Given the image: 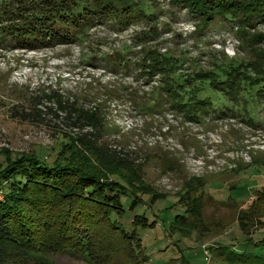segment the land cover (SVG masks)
<instances>
[{
	"label": "rangeland",
	"instance_id": "1",
	"mask_svg": "<svg viewBox=\"0 0 264 264\" xmlns=\"http://www.w3.org/2000/svg\"><path fill=\"white\" fill-rule=\"evenodd\" d=\"M154 4L160 10L155 11L158 37L146 45H140L143 41L138 38L148 30L144 23L115 30L110 13L89 31L84 43L38 51L0 45V154L9 150L12 156L44 155L52 147L50 126L23 121L16 114L30 107L33 96L55 91L65 97L83 95L90 98L91 106L100 102L107 114L103 141L127 161L142 165L144 183L163 197L154 206L138 208L146 221L137 229L130 227L133 214L125 211L124 217H115L127 230H135L143 264H235L234 259L222 258L241 255V245L264 238L259 223H264V95L258 97L264 85L254 94L251 89L245 111L241 102L208 92L200 118L188 119L182 111L171 112L169 105L164 106L162 99L168 98L164 89L159 92V106L139 109L142 99L144 106L150 104L157 77L148 78L147 66L134 72L133 62L155 52L172 53L181 60L177 75L194 77L192 71L201 70L205 74L201 77L209 78L206 72L217 67L215 62L237 59L245 68L238 71L244 78L249 74L246 79L252 86L264 77V25L240 27L215 19L203 29V20L171 0H154ZM242 28L244 36H237ZM254 35L260 38L255 40ZM240 38L250 42L244 45ZM124 51L128 53L116 55ZM199 206L205 208L204 214L194 223L187 209ZM245 223L250 227L244 228ZM217 246L238 251L220 250L219 257ZM16 249L0 241V264H87L72 254L26 252L20 258ZM123 250L111 264H135Z\"/></svg>",
	"mask_w": 264,
	"mask_h": 264
},
{
	"label": "trees",
	"instance_id": "2",
	"mask_svg": "<svg viewBox=\"0 0 264 264\" xmlns=\"http://www.w3.org/2000/svg\"><path fill=\"white\" fill-rule=\"evenodd\" d=\"M171 3L196 14L204 21L203 29L215 19L239 26L256 22L264 25V0H171ZM156 10L160 12L154 0H0V45L10 50L38 51L84 43L89 31L108 17V13L116 20L112 25L115 30L136 22L144 23L148 27L141 33L145 40L138 38L143 41L140 45H146L157 41ZM243 32L242 28L236 34L243 37ZM241 41L244 45L250 42ZM125 53L128 52L116 55ZM102 61L114 65L107 59ZM180 62L167 52L137 57L133 62V66H137L134 72L141 73L147 66L148 78L157 77L150 104L144 106L146 102L142 99L141 104L138 103L140 110L159 106V92L164 89V96L168 97L162 99L164 106L169 105L171 112L182 111L188 119L200 118L202 114H199L208 104V92L228 97L230 102H241L245 111L246 96L251 89L254 94L264 85L263 77L251 86L246 79L249 74L244 78L238 71L245 68L237 59L215 62L217 67L206 72L209 78H202L205 74L201 70H193L194 77L177 75ZM125 67L128 69V64ZM262 95L264 91H260L258 97ZM30 100L26 111L16 112L13 108V114L16 112L23 121L50 126L54 143L44 155L31 152L12 156L9 150L0 154L3 156L0 161V241L14 245L20 258L26 252L72 254L82 257L87 264H111L122 248L126 256L127 251L130 253L133 263L143 264L145 258L136 249L138 236L135 230H130L145 225L146 220L137 212L138 208L154 206L163 197L144 183L142 165L127 161L121 157L122 153L113 151L103 141L106 109L100 102L91 106L90 98L83 95L65 97L55 91L35 95ZM39 106L44 107L43 111ZM88 156L100 162V166L96 168ZM204 209L202 206L187 209L194 223L201 221ZM125 211L133 214L130 230L116 221L125 216ZM259 223L264 229V223ZM246 227H250V223H245ZM240 247L241 255L228 254L222 259H234L235 264H264V238ZM220 250L232 254L233 249L215 247L219 257L223 255Z\"/></svg>",
	"mask_w": 264,
	"mask_h": 264
}]
</instances>
